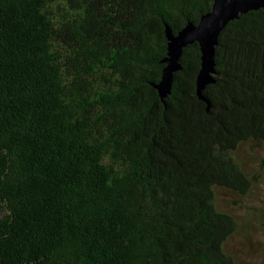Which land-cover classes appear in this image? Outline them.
Listing matches in <instances>:
<instances>
[{"label": "trees", "instance_id": "trees-1", "mask_svg": "<svg viewBox=\"0 0 264 264\" xmlns=\"http://www.w3.org/2000/svg\"><path fill=\"white\" fill-rule=\"evenodd\" d=\"M213 0H0V264H238L216 191L264 148V8L229 20L212 82L173 34ZM254 144V145H252Z\"/></svg>", "mask_w": 264, "mask_h": 264}, {"label": "water", "instance_id": "water-1", "mask_svg": "<svg viewBox=\"0 0 264 264\" xmlns=\"http://www.w3.org/2000/svg\"><path fill=\"white\" fill-rule=\"evenodd\" d=\"M264 8V0H213L211 9L202 14L197 23L188 22L175 34L166 28L168 38L167 57L163 60L161 79L155 87L161 97L165 96L172 83L173 72L180 68L179 57L190 43L197 42L200 49V69L196 76V92L201 99L204 86L212 82L215 65V45L220 30L240 13Z\"/></svg>", "mask_w": 264, "mask_h": 264}, {"label": "rangeland", "instance_id": "rangeland-1", "mask_svg": "<svg viewBox=\"0 0 264 264\" xmlns=\"http://www.w3.org/2000/svg\"><path fill=\"white\" fill-rule=\"evenodd\" d=\"M238 159L256 179L245 196L216 191L219 207L231 213L239 226L245 225L246 233L234 234L227 242V250L238 264H264V148L244 144L238 150Z\"/></svg>", "mask_w": 264, "mask_h": 264}]
</instances>
